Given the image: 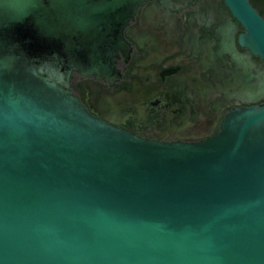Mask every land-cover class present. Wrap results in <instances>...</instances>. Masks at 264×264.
I'll return each instance as SVG.
<instances>
[{
  "label": "water",
  "instance_id": "95a60500",
  "mask_svg": "<svg viewBox=\"0 0 264 264\" xmlns=\"http://www.w3.org/2000/svg\"><path fill=\"white\" fill-rule=\"evenodd\" d=\"M141 2L0 0V264H264V106L167 142L71 85L112 79ZM225 2L264 56V17Z\"/></svg>",
  "mask_w": 264,
  "mask_h": 264
},
{
  "label": "flooded vegetation",
  "instance_id": "af4514ba",
  "mask_svg": "<svg viewBox=\"0 0 264 264\" xmlns=\"http://www.w3.org/2000/svg\"><path fill=\"white\" fill-rule=\"evenodd\" d=\"M249 1L264 17V0ZM124 33L112 79L71 78L89 109L113 124L153 140L198 141L230 112L264 106V56L225 0H143Z\"/></svg>",
  "mask_w": 264,
  "mask_h": 264
}]
</instances>
